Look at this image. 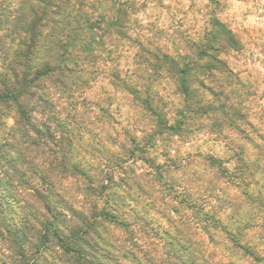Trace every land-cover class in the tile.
Returning a JSON list of instances; mask_svg holds the SVG:
<instances>
[{
    "label": "clouds",
    "instance_id": "obj_1",
    "mask_svg": "<svg viewBox=\"0 0 264 264\" xmlns=\"http://www.w3.org/2000/svg\"><path fill=\"white\" fill-rule=\"evenodd\" d=\"M0 264H264V0H0Z\"/></svg>",
    "mask_w": 264,
    "mask_h": 264
}]
</instances>
